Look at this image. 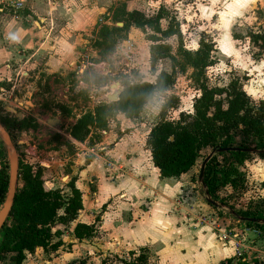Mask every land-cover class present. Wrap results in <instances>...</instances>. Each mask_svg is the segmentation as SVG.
Here are the masks:
<instances>
[{
	"label": "rangeland",
	"instance_id": "1",
	"mask_svg": "<svg viewBox=\"0 0 264 264\" xmlns=\"http://www.w3.org/2000/svg\"><path fill=\"white\" fill-rule=\"evenodd\" d=\"M238 1L243 5L239 7L235 4L231 11L240 16L234 27L233 37L227 27L217 28L215 24L218 25V19L211 10L203 13L200 11L201 4H206L208 0H169L167 7L171 17L181 26L185 49L197 50L203 34L209 33L206 35L215 39L216 65L208 70L211 82L214 85H227L231 79L241 75L245 91L255 101H259L264 99V49L253 47L249 33L260 32L264 28V10L259 7L260 4L264 7V0ZM53 3L57 6L54 22L42 21L41 19L51 18L44 7ZM155 3L152 0H27L23 10L4 4L5 11L20 17L33 5L39 11L34 21L44 27V38L36 49L24 52L26 58L23 61L11 62L17 74L9 81L10 90L0 93L3 98L0 100V116H13L20 122L14 139L20 161L51 169L53 172L48 171L46 175L48 182L56 179L65 193H70L68 183L72 179H78L80 167L77 168V164H92L105 152H109L121 138L122 127H125L126 134L132 135V143L147 163L148 154L145 151L148 148L145 138L149 129L160 122L163 108L168 105L166 119L171 121L178 120L181 113L193 112L194 102L201 93L194 70L186 65L179 54L177 38L169 40L174 55L181 63L177 68L175 86L156 95L147 104L138 121L123 124V120H118L119 114L108 108L112 103L110 97L122 89L123 82H153L155 77L150 64L153 46L148 41L150 32L144 33L132 28L128 36L118 42L114 51L102 59L100 54L109 51L104 31L106 28L119 27L120 18L125 11L123 4L128 11L141 10L151 16L159 9ZM220 5L227 6V2H221ZM167 26L168 22L164 21L163 27ZM98 41L106 44L99 47ZM170 63L169 60L160 62L158 70H170ZM24 72L28 74H23ZM95 74L105 77L107 86L99 85L93 76ZM86 77L91 82H87ZM118 83L121 84L120 87L112 88ZM102 107H106L108 127L105 130H93L85 142H80L95 151L89 152L85 147L73 144L71 131L77 121ZM9 109H14L17 113H12ZM18 113L23 114L22 120H19ZM50 120H59L60 123L51 126ZM104 131L115 134L110 137V133L106 135ZM202 164L201 161L184 178L190 189L186 190V198L192 196L191 201L195 204L198 202L195 206L203 209L199 212L200 218H208L207 215L216 213L220 222L224 218L234 222L231 226L226 224L224 228L230 231L229 236H233L236 244H241V255L232 252L233 257L226 260H237L239 264H264V224L248 226L241 219L246 218V215L264 218V158L256 155L246 161L243 167L246 179L240 190L228 189L210 196L215 202L225 206L220 209L209 205L206 200L208 187L199 181ZM5 165H8L10 174L6 146L0 135V171ZM96 166H103V163L99 160ZM58 169L60 172L57 175L54 171ZM92 181H97V178H92ZM189 182L194 185L193 188ZM2 207L0 199V210ZM187 211L190 212V208ZM152 216L150 220L139 224L137 229H140V234L137 238L141 235L152 241L161 238L159 236L163 230L157 227L160 223L158 211H154ZM178 247L181 248L180 245ZM183 249L181 248V255L186 257L187 250ZM138 255L128 251L110 252L98 258L101 262L97 264H141L143 261L138 262ZM169 255H173V252ZM85 261L87 264V260ZM194 261L196 260H191ZM75 264H81L80 260Z\"/></svg>",
	"mask_w": 264,
	"mask_h": 264
},
{
	"label": "trees",
	"instance_id": "2",
	"mask_svg": "<svg viewBox=\"0 0 264 264\" xmlns=\"http://www.w3.org/2000/svg\"><path fill=\"white\" fill-rule=\"evenodd\" d=\"M2 7L0 4V9ZM123 8L125 11L119 22L124 26L105 29L104 38L109 42V51L101 53V58L105 59L107 54L114 51L118 42L128 36L131 28L140 29L144 33L150 32L148 41L153 44L150 64L155 81L123 82V91L118 101L110 103L108 108L116 114L125 115L131 121H138L147 104L156 95L175 86L177 68L181 63L174 55L169 40L177 38L179 54L186 65L194 70L201 94L194 102L193 112L181 113L178 120H167L168 105L163 108L160 122L153 127L147 138L154 166L160 170L163 178L179 179L201 161L204 162L214 150H257L255 153H219L206 167L204 182L211 196L228 189L240 190L246 179L243 173L246 161L256 155L264 158V99L255 101L248 95L241 75L231 79L227 85H214L208 78V70L216 65V43L203 34L197 50L185 49L181 26L164 5L151 16L141 10L128 11L125 4ZM164 21L168 22L167 28L163 27ZM249 38L254 48L264 49L263 27L260 32L249 33ZM104 43L97 42L99 47ZM166 60L171 62L170 70L159 71L160 62ZM93 76L99 85L107 86L105 77L97 74ZM85 80L91 82L88 77ZM6 86L5 83L2 84L0 90ZM107 118L106 107L82 116L71 131L72 138L85 142L93 130H105L108 127ZM0 122L14 141L17 124L20 123L18 119L0 116ZM47 174L48 170L41 165L20 161L15 203L0 233V264H24L27 253L33 254L38 248L56 249L61 243L53 244V240L62 234V230L55 229L75 222L83 210V193L76 187V179H72L67 185L70 193H65L62 189L53 190L47 186ZM9 180L8 165H5L0 171L1 205L7 198ZM245 217L264 221L263 217ZM246 224L255 225L252 222ZM262 229L264 230V225ZM96 231L95 225L79 224L75 229V236L80 240L91 238ZM138 262L149 264L147 255H141Z\"/></svg>",
	"mask_w": 264,
	"mask_h": 264
},
{
	"label": "crops",
	"instance_id": "3",
	"mask_svg": "<svg viewBox=\"0 0 264 264\" xmlns=\"http://www.w3.org/2000/svg\"><path fill=\"white\" fill-rule=\"evenodd\" d=\"M24 1L25 8L27 0ZM152 1L156 2L158 7L164 5L168 9L169 0ZM225 1L227 6L220 5ZM0 4L3 5L0 9V86L4 83L7 85L2 87L1 93L10 90L9 81L17 74L11 62L23 61L26 58L24 52L41 45L44 27L34 21L39 11L37 12L33 5L23 17H20L12 16L10 12L5 11L6 0H0ZM235 4L239 7L243 5L238 0H208L206 4H201L200 11L203 13L211 10L218 19V25L215 24L217 28L227 27L232 36L234 27L240 19L239 14L231 12ZM259 7L264 10L261 4ZM45 9L51 18L41 20L54 22L56 4L47 5ZM13 34L18 38L14 39ZM213 41L216 43L214 38ZM2 99L1 96L0 100ZM118 120H123V124L133 122L123 114H119ZM152 129H149L146 135V146ZM120 132L121 138L118 142L116 140L114 147L95 160L96 162L100 160L103 166H96V162L87 165L77 164L76 167L80 168L76 187L83 193V210L75 222L67 227L55 229L62 230V234L53 240V244L60 242L61 245L56 249L38 248L33 254L27 253L24 264H75L79 260L81 264H86L85 260L87 264H97L101 262L98 258L105 254L126 251L138 253V257L148 254L149 264H220L232 258V252L236 253V243L233 236H229L230 231L228 232L224 226L226 224L231 226L234 222L225 218L223 221L226 222H220L216 213L207 215L208 218L206 216L200 218L199 212L203 209L195 206L198 202L195 204L191 201L193 197L189 194V198H186V190L190 189L187 188V181L184 178L191 171L179 179L163 178L160 170L154 166L150 148L147 146L148 149L145 151L148 154L145 163L141 153H138L139 150H136L132 143V135L125 133V127H122ZM104 133L106 135L110 133V137L115 134L111 131ZM72 143L85 147L89 152L95 151L76 140H72ZM47 170L53 172L51 169ZM54 172L58 175L60 170ZM92 178H97V181H92ZM55 180L48 182L47 186L53 190L62 189L63 187ZM189 183L193 188L194 185ZM189 208L190 212L187 211ZM154 211H158L160 218L157 227L163 230L159 236L161 238H155L153 241L145 239L142 235L137 238L136 236L140 234L137 227L150 220ZM114 213L117 215L114 216ZM79 224L95 225L97 229L95 236L78 239L75 236V229ZM222 237L227 239L222 240ZM178 245L182 250L186 248V257H182ZM171 252L173 255L170 256Z\"/></svg>",
	"mask_w": 264,
	"mask_h": 264
},
{
	"label": "water",
	"instance_id": "4",
	"mask_svg": "<svg viewBox=\"0 0 264 264\" xmlns=\"http://www.w3.org/2000/svg\"><path fill=\"white\" fill-rule=\"evenodd\" d=\"M119 27H123L124 24L119 23L118 24ZM121 84H115L113 85L112 88H117L120 87ZM120 90V89H119ZM123 91V87L120 91H118L117 93H115L113 96L110 97V100L112 102H117L119 99V95L121 94V92ZM12 113H17L14 109H9ZM18 118L19 120L23 119V114L18 113ZM60 123L59 120H50L49 124L51 126H57ZM0 135L2 136V139L4 141V144L6 146V150H7V155H8V159H9V164H10V180H9V190H8V194H7V198L3 204V207L0 210V233L3 230L4 226L6 225L11 211L13 209L14 203H15V199H16V195H17V191H18V187H19V178H20V159H19V155H18V151H17V147L10 135V133L6 130V128L2 125V123L0 122ZM236 151H244V152H250V153H255L257 152V150H251V149H242V148H220L217 150H214L203 162L202 167H201V171H200V176H199V181L201 183H203V185L205 186V173H206V167L208 165V163L211 161V159L219 153H224V152H236ZM206 187V186H205ZM210 192L207 191L206 192V200L210 205H213L216 208H220V207H225L217 202H215L213 199H211L210 197ZM233 215L235 216H239L237 213L232 212ZM242 220L246 221V222H252V223H262L264 224L263 220H258V219H253V218H241Z\"/></svg>",
	"mask_w": 264,
	"mask_h": 264
},
{
	"label": "built area",
	"instance_id": "5",
	"mask_svg": "<svg viewBox=\"0 0 264 264\" xmlns=\"http://www.w3.org/2000/svg\"><path fill=\"white\" fill-rule=\"evenodd\" d=\"M6 3L9 4V6L13 8L22 9L24 8L25 1L24 0H6ZM1 96L2 94H0V97ZM236 237H238V235H236ZM226 239H227L226 237H222V240H226ZM236 252L238 256L241 255V244L238 242L236 244ZM220 264H239V263L237 260L233 261V259H229V260L223 261Z\"/></svg>",
	"mask_w": 264,
	"mask_h": 264
},
{
	"label": "clouds",
	"instance_id": "6",
	"mask_svg": "<svg viewBox=\"0 0 264 264\" xmlns=\"http://www.w3.org/2000/svg\"><path fill=\"white\" fill-rule=\"evenodd\" d=\"M13 38L16 39V38H18V37L16 36V34H13Z\"/></svg>",
	"mask_w": 264,
	"mask_h": 264
}]
</instances>
